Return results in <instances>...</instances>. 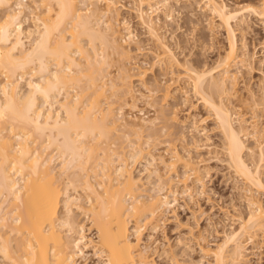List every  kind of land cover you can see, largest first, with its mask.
<instances>
[{"label": "bare ground", "instance_id": "obj_1", "mask_svg": "<svg viewBox=\"0 0 264 264\" xmlns=\"http://www.w3.org/2000/svg\"><path fill=\"white\" fill-rule=\"evenodd\" d=\"M14 1L0 0V264H78L77 259L84 257L83 250L88 247L103 259V264H156L152 250L142 244L143 226L175 204L177 188L182 195L194 193L196 184L203 180L200 167L191 157L170 145L171 149L160 152L158 159L169 171L181 164L180 174L164 177L150 151L146 152L150 157L146 167L154 177L151 188H144L140 176L132 174L129 160L141 158L140 137L148 131L145 136L149 141L147 136L156 134L157 118L145 117L141 109L142 117L128 116L122 113L123 105L114 106L123 95L135 102L131 81L135 78L144 86L145 74V70L129 73L127 63L134 55L128 43L136 45L139 41L127 30V20L119 18L121 0H34L43 10L29 9L35 21L29 29L22 27L20 19L27 1ZM203 1V7L224 27L227 45L213 66L196 69L191 63L184 62L185 67L179 63L184 72L177 76L190 83L220 130L226 166L249 187L245 194L249 212L238 218L236 229L224 232L223 241L215 247L199 244L211 259L198 264H244L242 237L252 238L256 231L264 236V206L255 197L264 192V137L254 116L249 120L237 116L223 97L229 98L235 91L232 67L238 60L248 66L254 58L246 51L237 54L233 22L243 12L263 20L264 0L232 9L221 0ZM135 4L137 20L159 46L158 52H153L158 64L165 59L164 63H170L161 62L165 67L178 65L158 31L160 14L156 15L162 10L169 18L171 1L135 0ZM141 47L135 48L140 54ZM110 50L117 55L119 65L116 79L113 77L116 82L106 79V71L104 74L114 57ZM107 59L108 64L103 65ZM26 74H30L28 87L20 94L18 82ZM226 80H230L229 86ZM112 90L122 91L117 93L121 98H116ZM166 92L170 94L166 88L164 97ZM262 95L261 100L250 95L254 109L264 104ZM145 96V102L155 110L152 95ZM165 123L160 129L167 127ZM119 132L124 146L117 144L120 140L114 134L119 137ZM40 136L43 140L38 144ZM248 138L254 140V146H247ZM167 154L169 158L165 159ZM78 186L85 192V202L70 193ZM4 201L9 211L2 207ZM72 207L90 217L95 237L84 234V225L74 218ZM154 228L149 227L151 231ZM11 233L19 237L15 244L9 238Z\"/></svg>", "mask_w": 264, "mask_h": 264}, {"label": "rangeland", "instance_id": "obj_2", "mask_svg": "<svg viewBox=\"0 0 264 264\" xmlns=\"http://www.w3.org/2000/svg\"><path fill=\"white\" fill-rule=\"evenodd\" d=\"M25 1H27L26 4H28V7L26 9L27 11L24 9L26 12H23L27 15L25 14V16L22 13L20 19H22V27L29 29L32 28L34 25L33 23H35L29 9L33 8L35 11L37 10L39 12L42 11L43 8L42 6L39 8L34 4V0L33 2L32 0ZM170 1L173 7H171L172 13L170 12L171 15L169 18H165V13L163 14L164 11L162 10H159L158 14L152 12L154 13L152 14L154 18L156 15L160 14L159 22L161 28L158 31L162 32L163 40L165 39L166 41L165 44L169 46L174 58L178 60V65L173 64L170 66L169 62L164 63L166 60L161 59L163 64L169 63V67H167L168 65L165 67L160 60L158 64L154 56L155 54L153 55V52H155L154 50H157L159 47L158 45V47H156L157 41L148 36L147 29L145 27L143 28L137 20L136 13H134V7H136L134 6L136 5L135 0H121L120 4L122 6L119 9V18L121 21L127 20V30L129 29L128 31L133 32V38L135 41H139L136 42V45L142 46L141 48L143 49L142 54H140L135 49L136 45L134 41V43H132V41L128 43L129 49L131 48L130 50L133 52L131 55L134 56L132 59H130L131 57L129 58L127 66L131 68L129 73L131 72L132 74L145 70L143 77L144 82L142 80L144 86L141 85L142 83L139 80L135 78L132 79L131 85L134 90L133 95L137 96L135 102H129L128 95V97L126 95V97H123L124 95L122 98L119 97L118 95L122 92H120V90H117L118 95L115 92L116 90H112V92L116 93L114 94L116 98H121V101L120 99L119 101L117 100L118 102H116L114 106L116 105L115 107H118L119 105H123V114L139 118L143 116L139 113L141 109L142 112H145V117L157 118V120H155L157 122H155L156 124L154 126V129L157 131L154 130L153 132H156V134L153 136L151 135L152 137L150 136L152 140L147 136L149 141H146L147 138L145 134L148 131H144L140 137L141 145L139 146H142L141 148H143L144 152L140 154L141 156H138V158H141L135 161H128L133 164H130L132 174L137 175L136 177L140 176L141 184L144 188H151L150 185L153 184L151 182L154 181V177H152V174L149 172V166L146 167V160L150 158L146 153L147 151H150L152 154L154 153L157 158L154 163L157 164L156 167L160 170V173L164 174V177H168V175L172 176L176 173L180 174L183 170V168L180 167L181 164H176V168L174 167L175 169L173 168L169 171V169L164 167V164L159 161V153H163L164 149L169 145L171 147L175 146V148L181 152L180 154H185V156L189 155L193 162L200 167L203 180V183L201 182L202 186L200 187L201 183H198L199 185L196 184L194 193L190 192L192 195L190 193L187 194V192V195H182V193H180L181 189L177 188L178 194H175V204H173L171 208L154 216L152 219H148V222L143 226V230H141L142 244H147L149 250H152L151 257L156 264H198L211 259L210 256H206L202 253L199 244L204 242L215 247V245L223 241V234L225 231L228 232L230 229H236L239 226L238 218L240 216H247L249 208L245 194L249 187L243 183L240 176L236 175L232 169L226 166L227 164L224 162L225 154L222 148V135L213 121L214 119L210 116V112L201 104L196 94L193 93V89L190 88V83L179 78V75L177 76L179 72H184L180 64L185 67L187 62V65L191 63L190 66L196 69H202V67L206 69L213 66L214 60L223 52L227 45L228 36L226 31L224 27L220 25L217 18L203 7V0ZM221 1H223L229 9L245 3H258L257 0ZM12 2L15 3L14 0H12ZM13 3L12 6L14 8L15 6ZM33 6L35 8L37 6V8L35 9ZM2 12L3 11H0V15ZM127 25L129 27H127ZM233 29L237 54L240 55L246 51L254 58L248 66L240 63L238 60L232 67L231 70L234 71L236 75L234 79L235 87L233 86L235 91H232L234 95H229V98L225 95L223 100L228 103L232 112H235L236 115L238 114L237 116L244 117L245 120H249L254 116L258 129L261 131V136L264 137V104L254 109L251 102L252 99H250V95L252 94L255 98L261 100L262 94L264 93V19L262 20V18H259L256 14L252 15L243 12L239 14L236 23L233 22ZM121 30L123 32H120L123 34L127 31L126 29ZM84 40L85 38H83L82 41L84 42ZM157 52L158 50L155 53ZM109 54L110 56L112 54L114 57L112 58L111 56L112 59L109 57L108 59H111L110 62L107 59L106 63L103 64L110 63V65H106L108 67H106V70L104 69V74L106 71V74H108L106 79H114L118 75L117 66L119 65L117 64L118 61H115L117 60V57H115L116 54L112 53L111 50ZM134 64L137 65L136 68L133 67ZM175 65L179 66V68L175 67ZM171 73H173V76L175 74V77L171 76ZM217 74H215V76ZM29 75H24L22 80L18 82L20 94L27 90L28 86L26 83L30 77ZM33 77L35 78V76ZM226 82L227 85L228 83L230 84V80H226ZM180 83L182 85H180ZM168 84H170V87H166ZM108 88L107 86L105 87L107 95L109 94V91H107ZM166 88L167 91H170V94L166 92L167 97H164ZM179 88H182V91H179ZM109 90L111 91V89ZM112 92L111 95L113 94ZM139 93L141 95L143 94V97L141 95L139 96ZM145 95H152L151 101L153 104L156 103L155 107L157 108V112H155L156 108L154 110V108L148 106L145 102ZM147 96L145 97L147 98ZM112 97L109 98L113 99ZM115 97L114 99L116 100ZM133 103L136 104L134 105ZM131 104L135 106L133 109ZM164 123L167 125V127L165 126L167 129L165 127H163L164 129H160L164 126ZM248 131H251V129ZM119 134L120 138L117 134H114L117 136L115 137L120 140V142H118L119 140L117 139V144L126 145L124 139H122L124 142L121 141L122 132H119ZM133 137V135H130V138ZM38 138L37 142L39 144L43 140V137L40 136ZM113 139L115 140L114 136ZM253 141L254 140L251 138H248L245 142L247 146L252 147L254 146ZM171 147L167 149H171ZM170 151L171 150H169V152ZM168 155L169 154L165 155V157L163 155V157L167 159L169 158ZM247 161L250 162V159ZM55 163L57 164V162ZM75 189H77V193L73 191L74 188L70 189V193L73 196L79 195L82 198L80 201L85 202V192L81 190L79 186ZM197 189L199 190L197 191ZM175 197L173 196L171 198ZM255 197H257L259 202L264 206V192H259ZM2 207L5 211H9L7 202L2 204ZM72 210L73 215H75L74 218L84 225V234L87 237H95L96 234L91 226L90 217L76 210L74 207H72ZM152 225L155 226V231L149 229ZM148 234L150 237H148ZM198 237L201 239L200 243ZM9 238L12 240V244H15L17 239H19L16 233H11ZM241 240L243 241L244 247V264H264V236L256 231L252 238L243 236ZM91 249V247L84 248L83 252L85 255L83 256L85 258H78V264L104 263L103 259H98L96 255H94L93 249ZM1 260L0 255V261Z\"/></svg>", "mask_w": 264, "mask_h": 264}]
</instances>
